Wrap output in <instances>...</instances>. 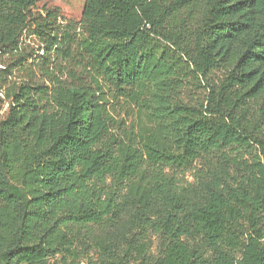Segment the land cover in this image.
I'll return each instance as SVG.
<instances>
[{
  "label": "trees",
  "instance_id": "16d2710c",
  "mask_svg": "<svg viewBox=\"0 0 264 264\" xmlns=\"http://www.w3.org/2000/svg\"><path fill=\"white\" fill-rule=\"evenodd\" d=\"M216 69L186 104L184 78ZM211 155L180 188L172 171ZM129 207L163 257L97 264H264V0H0V264H42Z\"/></svg>",
  "mask_w": 264,
  "mask_h": 264
},
{
  "label": "rangeland",
  "instance_id": "374dc122",
  "mask_svg": "<svg viewBox=\"0 0 264 264\" xmlns=\"http://www.w3.org/2000/svg\"><path fill=\"white\" fill-rule=\"evenodd\" d=\"M57 3H63L65 0H53ZM224 72L221 69L214 70L207 79L198 76L195 73L184 78L182 99L191 106H200L210 93V87L213 84H219L223 79ZM147 116L140 113L137 109L132 118L131 129L139 133L144 124H148ZM248 155H246V158ZM214 162H204L197 160L181 169H174L172 173L176 174L177 182L180 188H193L198 184V179L207 177L210 170L219 166L220 162H215V155L210 156ZM151 217L157 215V209L150 212ZM263 224V223H262ZM264 226V225H262ZM245 235L241 236L238 248L234 252L241 255L244 247L246 233L250 232V225L245 223ZM149 230V231H148ZM146 230L144 225L139 222L136 209L129 207L121 216L112 218L99 225H89L76 229L74 236V245L68 250H64L48 258L42 264H97L103 256L110 253L123 256L126 249L131 248L133 257L137 258L134 246L145 244L146 258L154 262L163 257L165 240L159 234ZM137 264L140 262L136 260Z\"/></svg>",
  "mask_w": 264,
  "mask_h": 264
}]
</instances>
